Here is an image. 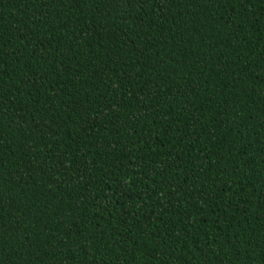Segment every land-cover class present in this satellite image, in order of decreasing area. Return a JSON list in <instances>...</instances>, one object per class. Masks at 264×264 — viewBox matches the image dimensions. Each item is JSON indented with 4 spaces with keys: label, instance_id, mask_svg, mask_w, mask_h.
Here are the masks:
<instances>
[{
    "label": "trees",
    "instance_id": "obj_1",
    "mask_svg": "<svg viewBox=\"0 0 264 264\" xmlns=\"http://www.w3.org/2000/svg\"><path fill=\"white\" fill-rule=\"evenodd\" d=\"M0 264H264V0H0Z\"/></svg>",
    "mask_w": 264,
    "mask_h": 264
}]
</instances>
